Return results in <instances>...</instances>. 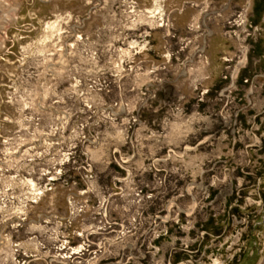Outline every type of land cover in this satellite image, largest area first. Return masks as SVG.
<instances>
[{
  "label": "rangeland",
  "instance_id": "1",
  "mask_svg": "<svg viewBox=\"0 0 264 264\" xmlns=\"http://www.w3.org/2000/svg\"><path fill=\"white\" fill-rule=\"evenodd\" d=\"M0 264H264V0H0Z\"/></svg>",
  "mask_w": 264,
  "mask_h": 264
}]
</instances>
